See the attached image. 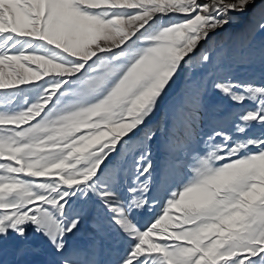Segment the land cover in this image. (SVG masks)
I'll return each mask as SVG.
<instances>
[{"label":"snow or ice","instance_id":"1","mask_svg":"<svg viewBox=\"0 0 264 264\" xmlns=\"http://www.w3.org/2000/svg\"><path fill=\"white\" fill-rule=\"evenodd\" d=\"M244 19L264 32V0H0V244L97 264L68 237L98 209L127 241L112 264H264V79L205 47ZM189 67L190 103L154 119ZM209 82L227 103L204 120Z\"/></svg>","mask_w":264,"mask_h":264},{"label":"rangeland","instance_id":"2","mask_svg":"<svg viewBox=\"0 0 264 264\" xmlns=\"http://www.w3.org/2000/svg\"><path fill=\"white\" fill-rule=\"evenodd\" d=\"M259 3L256 11L259 10ZM258 19V16L256 17ZM206 48H214L213 57L216 60L222 58L220 75L230 76L233 80L257 82L264 79V32L255 29V21L241 20L223 29L222 32L213 36L205 45ZM191 75V80L188 75ZM202 71H193L190 67L181 71L176 82L168 90V94L161 102L160 111L154 119H162V113H169L180 104H189L194 92V82L202 75ZM227 103L218 92H214L209 82L208 92L204 96L201 117L210 119L215 112V105ZM175 120V117L173 118ZM153 126H155L153 124ZM180 125L176 123V129ZM163 141V137L160 138ZM165 151L161 146L153 144L152 159L159 171L165 162ZM158 211V209H156ZM153 213L145 210L143 213H134L136 218L144 223ZM93 217L98 227L86 223L81 230L68 237L69 247H81L94 253L97 264H112L117 255L127 246V241L110 227L103 210L93 209ZM32 250L42 252V255L52 257L53 262L59 260L54 254L47 241L31 230L28 235L21 239L11 237L0 244V262L2 264H38Z\"/></svg>","mask_w":264,"mask_h":264},{"label":"bare ground","instance_id":"3","mask_svg":"<svg viewBox=\"0 0 264 264\" xmlns=\"http://www.w3.org/2000/svg\"><path fill=\"white\" fill-rule=\"evenodd\" d=\"M32 257L35 256V258L37 259V263L38 264H54L52 257H47V256H43L41 251L38 250H32Z\"/></svg>","mask_w":264,"mask_h":264}]
</instances>
